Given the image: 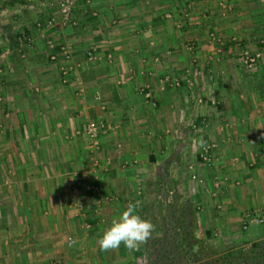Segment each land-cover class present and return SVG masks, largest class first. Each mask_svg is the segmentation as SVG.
<instances>
[{"label": "crops", "instance_id": "0c3cea01", "mask_svg": "<svg viewBox=\"0 0 264 264\" xmlns=\"http://www.w3.org/2000/svg\"><path fill=\"white\" fill-rule=\"evenodd\" d=\"M182 1L92 0L87 8L80 0L79 29L43 26L44 35L32 21L56 15V2L0 0L12 40L24 30L33 37L26 59L3 63L19 84L15 93L9 84L1 90L9 112L0 132V264H119L127 248L102 251L98 237L129 203L149 205L144 215L157 212L165 188L195 201V217L223 234L239 227L246 209L264 208L262 138L253 137L264 130V69L245 71L234 45L218 55L205 42L208 29L264 35V25L259 17L246 22L254 0H235V22L222 17L218 0H194L191 13L204 15L203 23L178 29ZM45 36L71 47L64 84ZM192 39L195 64L183 49ZM189 69L193 89L172 83ZM90 120L110 126L94 151L82 132ZM206 138L216 143L209 166L196 157Z\"/></svg>", "mask_w": 264, "mask_h": 264}, {"label": "rangeland", "instance_id": "374dc122", "mask_svg": "<svg viewBox=\"0 0 264 264\" xmlns=\"http://www.w3.org/2000/svg\"><path fill=\"white\" fill-rule=\"evenodd\" d=\"M52 3L55 4V2L57 3V12L55 13L56 15H51L48 17H45V15L34 19L31 23L32 25L38 29V32H41V27H46L48 28V33L49 31L57 28L58 26H60L61 28L66 27L68 29H79V22L76 19L75 16V12H76V6L77 4H79L80 0H75L74 1V6L73 9L71 11V13L65 18L64 15L61 14L60 12V1L61 0H51ZM84 4L83 6H86L87 8L90 7V4L92 3V0H83ZM151 1V0H150ZM190 2L193 3V5L190 4ZM189 4V7H188ZM233 4L235 6V0H233V2H229L228 0H218L216 7L218 8L220 14L222 15V17H224L225 19H228V21L235 22V15L231 14L233 12ZM253 4L255 5L253 8L256 9V11L254 12V17L250 16L251 18L247 19L246 22L250 23L253 22L255 19H257L259 17V19H257V24H262L264 25V0H254ZM196 7L195 1L194 0H188L186 1H182V5L180 6V13L179 16L180 18L176 21L175 25L177 26L176 28L181 29L183 28V24L185 22V24H189L192 26H195V28H197V25H201V19L203 20L205 17L204 15L201 14H193L191 13L192 11V7ZM194 7V8H195ZM194 11H196V8L194 9ZM96 13V12H95ZM236 14V13H235ZM192 17H196L194 21L189 22L190 19H192ZM261 17V18H260ZM256 21V20H255ZM30 23V24H31ZM12 22L11 21H1L0 19V132H2V118L3 115L6 114V112L8 111V108L6 106L5 110L3 109V101L4 98L6 100V93L1 91L2 89H4L8 84H9V88L11 89V91H14V93L16 92L15 89H18L17 87H15L14 85H18L19 83H17V79L12 78L9 79L8 76L11 75L13 73V71H11L9 65L6 64V66H4L3 63H6V58H9V60L11 62L14 63V65H16V62L18 64L21 63V60L26 59V54H27V49L30 48V46L33 44V37L32 36H17L14 38V41L12 40ZM188 25V26H189ZM14 31V30H13ZM70 31V30H69ZM264 32V31H262ZM260 35L256 34L255 32H252L249 30L248 32L243 33V30H236L235 33H232L230 36L224 37L221 36L217 33L216 30L214 29H208L207 34L205 36V42L207 47H212L211 49L214 50L213 53H216L218 55L222 54L224 52V49H226L225 47H227V45H234V47L236 48V54L238 55V64H240L241 68L244 69L245 71L251 72L254 70H258V69H264V35H262L261 31L259 32ZM20 34H22V32L20 31ZM41 34H46V32ZM236 34V35H234ZM7 37V38H6ZM10 38V40H8V38ZM6 39V40H5ZM8 40V41H7ZM44 41H45V45L47 50L50 49L48 41H50L53 45H55V47L58 46H66L68 47V49L71 52V47L63 42V41H59L55 38H51L50 37H44ZM196 40L192 39L190 41H188V43H184L183 45V49L188 52L189 54H192V57L195 59V61L192 62V64H195L198 62V58H197V54H196V49H197V45H196ZM20 43V44H19ZM23 45H27L24 46ZM223 46H225L223 48ZM214 48V49H213ZM24 49V50H23ZM23 50V51H22ZM91 51L93 53L94 49L93 48H89L85 50V57H87V52ZM59 52V51H58ZM57 52V53H58ZM94 55V53H93ZM211 55V54H209ZM209 55L207 56V58H209ZM248 55L250 58H253V62L251 66H248L247 63L244 62L245 60V56ZM61 55L60 53H58V57H57V67L58 70H61V62H59ZM72 52H71V56H70V60H72ZM88 59V58H87ZM89 60V59H88ZM25 64V62H23ZM206 63V62H205ZM26 65V64H25ZM70 65L72 66V62H70ZM15 68V66H14ZM72 70V69H71ZM190 69L189 70H184L183 73L178 76V77H174L175 79H177L179 82L181 80H185L183 82H186V85L189 87H191V83L192 81L187 80V76L190 75ZM60 76L62 75L61 72L59 73ZM71 76V71L68 73V75L66 76V78H63L61 76L62 79V83H66L69 81ZM181 77V78H180ZM186 77V78H185ZM183 78V79H182ZM63 79H66L65 81ZM171 79H173L171 77ZM14 81H16L14 83ZM12 82V83H10ZM25 85H29L27 82H24ZM35 86V85H34ZM33 86V87H34ZM191 89H193V87H191ZM80 91V90H79ZM23 97V95H21ZM26 96V95H25ZM213 96V101L216 99V95H211V97ZM22 97H17V95L15 94V98L17 102H23L25 100H21ZM93 99V98H92ZM196 100H198V104L202 103V98L201 97H196ZM217 100V99H216ZM215 100V101H216ZM10 107V106H9ZM7 116V115H6ZM201 130H199L200 132ZM198 136V135H197ZM254 139L257 138H262V149H263V154H264V130L260 133L257 134L255 133V135L253 136ZM213 142L214 145L216 146V143L214 140L212 139H207L205 141L202 140V145L203 146L204 143L206 142ZM215 148V147H214ZM201 150V148H200ZM200 150L198 151V154L200 153ZM212 157L214 158V156L212 155ZM261 157V156H260ZM256 159V158H254ZM257 160V159H256ZM258 160H261L260 158H258ZM250 162H252V160H250ZM254 164V163H253ZM208 166V165H207ZM250 167H254V166H250ZM195 204V201H194ZM264 208H260L259 211H262L259 214H264L263 211ZM247 210V209H246ZM244 211L245 215L247 214V211ZM257 211V212H259ZM253 214V212H248ZM258 214V213H257ZM243 215V217H241V222L239 225V227H236V230H232L233 232H231L232 234H229L228 232L223 234L222 230L223 228L219 227V225L216 227L217 229H214V231H212V236L209 239V243L214 245L216 248L222 249V250H227V249H232V250H238L241 248H245L247 246H249V244L253 241L256 240L257 238H260L262 236H264V220L261 221L259 224L255 223V222H251L248 224V221L246 219V216ZM197 222L200 224V226L202 228H207L209 227L210 223L208 224L206 221H203L201 219H197ZM88 226L89 223H87ZM208 224V226H207ZM244 225H246L244 227ZM222 229V230H221ZM234 231H236L234 233ZM74 245V244H73ZM76 246V244L74 245ZM143 244H141L137 249L134 250H129L127 249V253L125 254H121L118 255V260L123 262H119V264H145L144 260H143ZM126 256V257H125Z\"/></svg>", "mask_w": 264, "mask_h": 264}, {"label": "trees", "instance_id": "16d2710c", "mask_svg": "<svg viewBox=\"0 0 264 264\" xmlns=\"http://www.w3.org/2000/svg\"><path fill=\"white\" fill-rule=\"evenodd\" d=\"M28 35L27 30L17 36ZM58 45L47 50V57ZM87 56V55H86ZM197 160L201 161L199 155ZM164 198L157 212L144 215L149 205L142 203L137 212L154 225L151 236L143 243L145 264H264V236L238 250H222L209 243L211 229L202 228L196 220L197 207L169 189L158 191Z\"/></svg>", "mask_w": 264, "mask_h": 264}, {"label": "built area", "instance_id": "2783aa9c", "mask_svg": "<svg viewBox=\"0 0 264 264\" xmlns=\"http://www.w3.org/2000/svg\"><path fill=\"white\" fill-rule=\"evenodd\" d=\"M74 1L75 0H61L60 1V12L62 15L65 16V18L71 13L73 6H74ZM49 47L50 49H54L55 45H53L50 41H48ZM59 52L61 57L59 59V62H61V76L63 78H66V76L68 75V73L71 71V65H70V56H71V52L68 49V47L64 46V45H60L58 47ZM58 53L56 51H52L51 54L49 55L51 60H57L58 57ZM94 57L93 53L91 51L87 52V58L89 60H92ZM245 63H247L248 66L252 65L253 62V58H250L248 55L245 56ZM173 78V77H172ZM64 81L66 79H63ZM172 83L174 85H179V81L175 78L172 79ZM140 92L142 94H144L145 98H151V93L149 91V87L148 85H143V87L140 89ZM196 125H194L195 127ZM107 128H110L109 125H106L104 122L102 121H95V120H90L86 123V125L82 128V132L83 134L87 137V139L90 142V147H91V151L94 150H98L99 149V138L101 136V134H103ZM215 145L213 142L209 141L203 144V146L201 147L200 153L198 154L199 157L201 158V162L205 163L206 165H211L214 162V158L212 157L213 153V149H214ZM94 163H97V159L94 160ZM264 211V209H263ZM262 211H259L257 213H247L246 219L248 221V224L251 222H255V223H260L261 221L264 220V214H259ZM246 225H244L245 227ZM247 227V226H246ZM74 242V240L72 239V237H68V244H72ZM38 264H59L58 262H47V263H38Z\"/></svg>", "mask_w": 264, "mask_h": 264}, {"label": "clouds", "instance_id": "9594fccd", "mask_svg": "<svg viewBox=\"0 0 264 264\" xmlns=\"http://www.w3.org/2000/svg\"><path fill=\"white\" fill-rule=\"evenodd\" d=\"M153 229L154 225L138 214L136 204L129 203L102 231L97 242L102 251L119 248L121 244L134 250L146 242Z\"/></svg>", "mask_w": 264, "mask_h": 264}]
</instances>
